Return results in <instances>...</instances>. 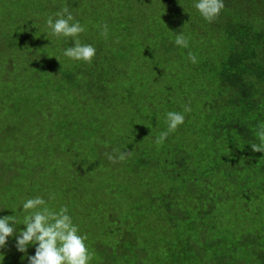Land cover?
<instances>
[{
  "label": "trees",
  "instance_id": "trees-1",
  "mask_svg": "<svg viewBox=\"0 0 264 264\" xmlns=\"http://www.w3.org/2000/svg\"><path fill=\"white\" fill-rule=\"evenodd\" d=\"M1 1L12 21L0 20V121L13 117L0 122V216L57 195L96 235L98 264H264V152L251 148L264 127V0H223L211 22L195 0ZM63 8L96 48L90 63L50 34ZM169 111L185 122L157 144ZM113 149L128 154L113 163ZM92 202L103 229L85 221ZM33 252L10 237L0 264Z\"/></svg>",
  "mask_w": 264,
  "mask_h": 264
},
{
  "label": "clouds",
  "instance_id": "clouds-1",
  "mask_svg": "<svg viewBox=\"0 0 264 264\" xmlns=\"http://www.w3.org/2000/svg\"><path fill=\"white\" fill-rule=\"evenodd\" d=\"M194 7L208 22L214 20L224 8L223 0H195ZM47 19L50 34L55 37L71 38L73 46L65 48L63 55L70 60L90 63L96 55V48L91 44H81L77 37L84 31L83 25L76 21L73 14L63 8ZM107 33V26H104ZM175 44L187 48L188 41L178 36ZM189 61L196 63V57L189 55ZM185 112L189 111L185 108ZM167 131H163L156 138V143H162L171 132H174L185 122V115L181 112L169 111L166 114ZM260 144H251L256 152H264V127L258 129ZM107 154V158L115 163L123 161L127 152ZM19 209L27 214L22 222H18L13 215L0 216V249L5 248L10 237H15V248L20 253H26L30 246H35V254L27 257L28 264H90L91 253L85 244L86 237L80 234L72 217L66 209L59 213L52 212L46 206L43 197L37 196L27 199L19 205ZM24 227L18 228V225ZM3 256V253H0ZM2 261V260H0Z\"/></svg>",
  "mask_w": 264,
  "mask_h": 264
},
{
  "label": "rangeland",
  "instance_id": "rangeland-1",
  "mask_svg": "<svg viewBox=\"0 0 264 264\" xmlns=\"http://www.w3.org/2000/svg\"><path fill=\"white\" fill-rule=\"evenodd\" d=\"M0 2H3V1L0 0ZM153 10H154V7H153ZM11 15H12V13L10 11H6L2 7V5L0 6V20L1 21L10 22L11 23V21H12L11 20V17H10ZM181 65L182 64H172L173 68H175L176 70H179V67ZM3 91H5V88L3 87L2 84H0V103L3 102L7 98V96H5V94L3 93ZM12 117H13V115L10 114V115L4 117L2 119V121L3 122H6V121L12 119ZM2 121H0V122H2ZM43 133H44V135L45 134L48 135V133H51V131L49 130L48 127H45ZM40 138H42V135L40 136ZM54 184H55V181H53L52 186ZM19 190H20V192L21 191L22 192H26V189H25L24 185ZM37 194H38V191L36 190L30 196H36ZM56 196L57 195H49V198H48V205H47V207L52 212H55V211L56 212H59V208H61L60 200ZM147 205H149V204H147ZM92 206L94 207V214L92 215L93 217L92 216L91 217H88V218L87 217H84L85 218V221L87 222V224L96 226L98 229H103L101 227V221L103 220L104 215H105L104 214V211L100 209V206L96 205V202H92ZM149 206H151V205H149ZM73 207H75V206H73ZM20 211H21V214H22L21 216L17 214V212L20 214ZM20 211L18 209L17 212H12V213L15 214V217H16V219H17L18 222H22L24 215L27 214L25 211H22V210H20ZM8 212L10 213V211H8ZM21 226H22V228L24 227L22 224H21ZM86 235H88V233H86ZM86 235H84L86 237L85 244L88 247V250H89V252L91 253V256H92V259L90 261V264H98L97 260L95 259V254L96 253L94 251L93 245L90 244V242L95 239V236L96 235L92 236L91 238H89ZM33 250H34V252L31 255H34L35 254V246H33Z\"/></svg>",
  "mask_w": 264,
  "mask_h": 264
}]
</instances>
